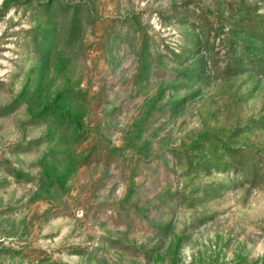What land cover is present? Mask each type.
I'll list each match as a JSON object with an SVG mask.
<instances>
[{
	"label": "rangeland",
	"instance_id": "374dc122",
	"mask_svg": "<svg viewBox=\"0 0 264 264\" xmlns=\"http://www.w3.org/2000/svg\"><path fill=\"white\" fill-rule=\"evenodd\" d=\"M264 0H0V264H263Z\"/></svg>",
	"mask_w": 264,
	"mask_h": 264
},
{
	"label": "trees",
	"instance_id": "16d2710c",
	"mask_svg": "<svg viewBox=\"0 0 264 264\" xmlns=\"http://www.w3.org/2000/svg\"><path fill=\"white\" fill-rule=\"evenodd\" d=\"M264 264V263H263Z\"/></svg>",
	"mask_w": 264,
	"mask_h": 264
}]
</instances>
